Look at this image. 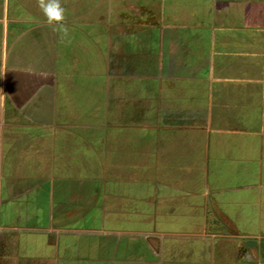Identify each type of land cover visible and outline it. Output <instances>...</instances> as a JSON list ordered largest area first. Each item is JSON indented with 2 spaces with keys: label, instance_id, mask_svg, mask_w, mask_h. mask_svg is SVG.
<instances>
[{
  "label": "crops",
  "instance_id": "0c3cea01",
  "mask_svg": "<svg viewBox=\"0 0 264 264\" xmlns=\"http://www.w3.org/2000/svg\"><path fill=\"white\" fill-rule=\"evenodd\" d=\"M0 0V264H264V0Z\"/></svg>",
  "mask_w": 264,
  "mask_h": 264
},
{
  "label": "clouds",
  "instance_id": "9594fccd",
  "mask_svg": "<svg viewBox=\"0 0 264 264\" xmlns=\"http://www.w3.org/2000/svg\"><path fill=\"white\" fill-rule=\"evenodd\" d=\"M41 8L49 23H58L64 19L65 10L60 4V0H47L46 3L42 2Z\"/></svg>",
  "mask_w": 264,
  "mask_h": 264
}]
</instances>
